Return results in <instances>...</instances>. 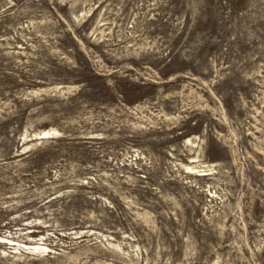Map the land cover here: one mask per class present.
<instances>
[{
  "label": "rangeland",
  "instance_id": "rangeland-1",
  "mask_svg": "<svg viewBox=\"0 0 264 264\" xmlns=\"http://www.w3.org/2000/svg\"><path fill=\"white\" fill-rule=\"evenodd\" d=\"M0 264H264V0H0Z\"/></svg>",
  "mask_w": 264,
  "mask_h": 264
},
{
  "label": "bare ground",
  "instance_id": "bare-ground-1",
  "mask_svg": "<svg viewBox=\"0 0 264 264\" xmlns=\"http://www.w3.org/2000/svg\"><path fill=\"white\" fill-rule=\"evenodd\" d=\"M187 144H192V141H191V140H188V141H187ZM188 169H189L190 171L194 170L193 167H189Z\"/></svg>",
  "mask_w": 264,
  "mask_h": 264
}]
</instances>
